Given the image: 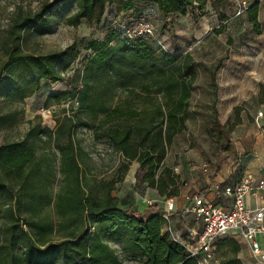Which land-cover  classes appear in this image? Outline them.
Listing matches in <instances>:
<instances>
[{
	"label": "trees",
	"instance_id": "obj_1",
	"mask_svg": "<svg viewBox=\"0 0 264 264\" xmlns=\"http://www.w3.org/2000/svg\"><path fill=\"white\" fill-rule=\"evenodd\" d=\"M148 2L164 18L186 14L188 8L203 13L207 7V0H75L76 10L65 23L99 22L112 3L116 15L125 17L124 28L134 27L145 21ZM257 9L253 3L245 13L259 33ZM27 27L41 34L50 28V16L28 15L12 27L11 48L0 70V77L5 76L0 96L22 101L39 89L41 79L49 84L66 81L69 91L50 94L43 108L52 100L59 104L65 99L74 101L76 108L69 116H56L54 130L42 126L35 115L20 139L0 143V264H123L119 251L140 264H197L163 230L162 214L135 216L112 194L132 161L138 163L135 176L140 182L165 197L177 194L179 177L165 163V155L175 135L186 130L196 78L191 55L157 52L144 37H124L119 25L108 28L101 40H89L90 57L81 69L64 76L57 66L65 51L33 55L19 49L20 34ZM210 86L214 117L208 132L224 141L226 150L228 133L241 121L240 106L234 105L233 117L220 123L214 71ZM257 100L264 103V82L258 83ZM78 127L104 137L124 165L110 177L99 176L89 154L74 139ZM56 174L59 187L54 193L51 183ZM50 207L55 221L41 213ZM221 249L218 264H242L234 239H218L216 251Z\"/></svg>",
	"mask_w": 264,
	"mask_h": 264
},
{
	"label": "rangeland",
	"instance_id": "obj_2",
	"mask_svg": "<svg viewBox=\"0 0 264 264\" xmlns=\"http://www.w3.org/2000/svg\"><path fill=\"white\" fill-rule=\"evenodd\" d=\"M228 1L230 4L207 0L203 13L188 8L186 14H172L166 18L161 16L154 4L148 2L145 5V21L153 26L154 37L163 47L157 46L150 38L147 39L148 43L157 52L165 50L180 55L189 53L196 69L186 130L176 134L166 150L165 163L168 166H175L187 154H198L203 157L208 168H213L217 166L219 155L236 153L241 149L247 154L255 149V141L264 139L261 136L263 126L253 122L245 111V107L254 111L256 100L252 95L253 89L257 90L258 83L264 82V0ZM253 3L258 4L259 33L254 31L245 13V9ZM75 10V0H0V70L4 69L7 49L11 48V29L16 27L22 17L40 12L50 16V28L43 33L38 34L31 27L21 32L19 49L33 55L65 51V58L57 66L64 76H70L75 69H81L90 57L91 51L87 49L89 40H101L108 28L126 23L123 15H116L115 6L111 3L106 5L99 22L81 19L75 26L67 25L65 19ZM212 71L216 79L214 104L218 121L223 124L228 114L232 118L234 105L240 106L239 113L244 117L241 125L228 133L226 150L224 141H218L208 132L214 117L210 108ZM0 79L1 83L5 76ZM23 81L29 82L28 78ZM55 84L63 86L55 89ZM64 91H69L66 81L49 84L41 79L39 89L22 101L9 95L0 96V143L20 139L29 126L28 121L35 115L40 116L42 126L54 130L56 116L62 118L71 115V109L76 108V103L65 99L55 104L52 100L47 109L43 108V103L50 94ZM74 139L89 154L94 162L93 169L99 176L110 177L125 163L120 153L104 137L97 138L92 129L78 127ZM128 167V180L133 183L131 199L142 200L145 184L135 176L138 163L132 161ZM58 187L56 174L51 183L52 191L55 193ZM41 213L55 221L56 215L51 207L43 209ZM113 245L119 248L117 244ZM223 252L221 249V256ZM119 254L123 264H140L139 261L127 259L120 251Z\"/></svg>",
	"mask_w": 264,
	"mask_h": 264
},
{
	"label": "crops",
	"instance_id": "obj_3",
	"mask_svg": "<svg viewBox=\"0 0 264 264\" xmlns=\"http://www.w3.org/2000/svg\"><path fill=\"white\" fill-rule=\"evenodd\" d=\"M253 90L252 95L256 100L254 111H250L248 107H245V111L252 118L253 122L261 127L264 126V122H262L264 120V103H259L257 100L258 85L257 90L255 88ZM227 117L231 116L228 114ZM239 117L241 121L238 125H241L244 117L241 113H239ZM261 131V136L264 137V129L262 128ZM255 144V149L253 148L254 150H251L247 154H244V150L241 149V151L236 153L219 155L217 166L213 168H208L203 157L198 154L185 155L172 167L179 177L176 195L165 197L164 195H159L156 189L144 185V197L142 200L132 201L133 183L128 180L129 172L126 173L114 194L119 198L120 206L135 216L162 214L166 210V200H172L174 206L171 212L170 225L175 231L182 232L186 226L194 225L193 213L190 210H186L193 196L201 195L206 198H212L216 204L222 205L223 198H216L210 192L216 183H235L244 173L251 174L255 180L264 179V139L255 141ZM246 202L251 207L264 205V186L255 194L247 195ZM224 237L234 239L239 244L237 257L242 264H259L252 257L248 243L231 235ZM258 240L264 252V237L260 236ZM215 256L219 259L221 257V250L215 251Z\"/></svg>",
	"mask_w": 264,
	"mask_h": 264
},
{
	"label": "built area",
	"instance_id": "obj_4",
	"mask_svg": "<svg viewBox=\"0 0 264 264\" xmlns=\"http://www.w3.org/2000/svg\"><path fill=\"white\" fill-rule=\"evenodd\" d=\"M123 28V36L133 39L137 36L153 39L157 46L162 43L155 39L153 26L143 21L134 27ZM264 164V161H263ZM264 186V179L255 180L251 174L244 173L235 183H216L210 192L216 198H223L219 205L212 198L201 195L192 197L186 210L194 215V225L186 226L184 231H175L170 225L173 201L166 200V210L162 212L165 220L164 231L172 240L182 245L188 257L197 264H218L215 256L218 239L231 235L248 243L250 253L259 264H264V252L258 237H264V205L251 207L246 202L249 194H255Z\"/></svg>",
	"mask_w": 264,
	"mask_h": 264
}]
</instances>
